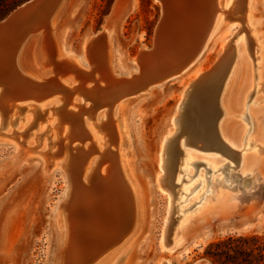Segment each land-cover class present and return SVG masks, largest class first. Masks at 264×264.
Returning a JSON list of instances; mask_svg holds the SVG:
<instances>
[{
	"label": "rangeland",
	"instance_id": "obj_1",
	"mask_svg": "<svg viewBox=\"0 0 264 264\" xmlns=\"http://www.w3.org/2000/svg\"><path fill=\"white\" fill-rule=\"evenodd\" d=\"M27 1L29 0H0V21ZM175 2L180 3L179 0H72L69 9H66L65 15L59 18L53 31L48 26H45L41 33L40 29H35L34 31L36 32L33 31L27 39H20L17 44L22 45L20 43L25 40L22 47L28 44L33 48L27 60L23 58L25 62L23 66L26 68L24 70L33 74L44 68L41 57V48L44 45L47 52L50 53L53 46L52 42L55 41L59 51L63 49V51L69 53L68 58L72 62L75 61L73 58L84 56L87 50L89 69H87V73L81 72L79 79L83 80V82L89 80V86L92 91H95L98 84L95 82L102 83L109 76L118 79L131 76L132 73L141 74L108 96L109 101L112 102L128 99L123 103L122 108L115 111L114 117L121 123L122 120L126 121L127 124L126 133L123 134L127 145L126 147L122 146V148L125 147L122 164L134 186L137 200L134 215V222H137L134 223L132 220L130 225L134 223L133 228L135 229L136 226H139V230L133 240L121 252H117L106 262L103 261V264H159L165 260L169 264H212L204 256L205 249L209 244L232 236L264 234V154H261L258 158L251 154L250 163L248 164L249 170L260 174L261 179L258 177L253 187L246 190L239 185H229L224 180L220 167L214 168L208 163V160H211L212 157H217L219 164L227 163L228 160L226 158H222L215 151L190 145L188 135L181 139V135L186 128L185 118L188 116L190 109L195 107L192 104V98L195 91L202 90V82L200 81L205 79L207 75H212L213 72L217 71L218 69L216 68L219 67V61L224 58L222 61H226L224 63L233 60L236 62L232 68V78L229 85L230 105L234 108V111H232L233 117L226 121L225 128L226 130L228 129L229 135L235 140L239 136L241 138L244 137V140L242 139L241 141L242 152L253 150L252 144L249 143L252 122L250 121L248 109L253 104L257 86L251 87L250 85L251 60L245 43L246 39H244L245 41L238 39L241 37V33L238 37L236 36V32H239L240 27L234 28L230 32L226 25L227 22L220 24L217 28L215 27V30L208 37L202 56L195 63L196 65H191L185 69L178 78H174L175 75L167 80L165 79L163 86L154 88L148 94L151 88L163 83L160 81L155 85V82H153L155 77L162 76L181 62L179 58L183 57V55L180 50L188 48V50L185 49L187 51L184 54L185 56L189 51L188 46L200 44L201 41L197 43V38L194 39L195 37H199V35L201 38L206 36L205 28L203 29L201 26L205 20L207 21L206 15L208 16V13L205 10V6L201 5L199 0H182L180 5L182 3L185 4V6L182 5V11V6H177L178 4H175ZM51 5L52 3L49 4V7ZM254 5L257 32L264 47V0H254ZM45 6H47V3ZM45 6H42L40 10L45 9ZM165 8L170 10V12L167 9L166 11ZM198 18L199 20H197ZM48 20L49 18L47 17L46 24H49ZM169 22H171V26ZM164 25H167L165 26L167 29ZM8 27L5 29V33L3 31V35L0 34L1 41H4L3 37L13 35V31L18 28V25L13 24L10 29ZM99 36L100 38H98ZM159 38L162 39L159 40ZM193 39L194 41H192ZM225 41L227 44L224 43ZM190 42L194 43L189 45ZM96 44H101V46ZM103 44L105 50H102L104 49L102 48ZM224 44L227 45L226 48H223ZM26 46L25 48L29 47ZM153 46L154 49L151 50ZM16 47L14 48V53L17 50ZM224 50H227V53ZM178 51H180L181 55H177L179 54ZM139 53L141 58L138 62ZM174 54L178 57H175ZM10 55L12 56V54ZM226 55L229 57L227 58ZM226 58L230 59V61ZM58 63L55 64V67L61 68V64ZM6 64L7 59L0 64V74L4 78L10 72ZM44 66L46 67V69L44 68L45 72L49 73L50 71L51 74L46 77L47 80L43 85H47L48 82H57V79L60 78V73L57 71L58 76L55 73L54 77H51L52 65L44 64ZM222 67L223 65L219 69ZM202 70L205 71L202 72ZM94 76L96 77L94 78ZM195 78H199V81L197 79L196 81ZM197 82L198 84L201 83V88L199 87L200 85H196ZM262 82L264 86V80ZM54 84L56 85L57 83ZM11 85L12 87L14 85L18 86L17 83H12ZM44 88L47 87L44 86ZM121 90L125 91L122 92ZM137 90H141V92L137 93L138 96L130 95L131 92ZM9 92L14 94V90L7 88L6 95L9 98L8 100L13 96ZM42 92L44 91H39L38 94ZM20 94L23 95L22 91ZM44 94L40 95L45 96ZM124 94H128L126 96L130 95L131 97L120 98ZM81 99L84 100V103L94 104V101L85 97H81ZM62 102L61 106L52 108L54 110L56 107L59 110L65 108V101ZM16 104L13 103L11 105L15 106ZM179 105H181L182 111H178ZM75 107L73 106L74 110L76 108V110L79 109V107ZM20 109H22V106L19 107ZM235 109L240 112L244 111L243 117H239V114L235 113ZM41 112L40 109L31 111V113L35 114V118ZM21 114L22 111H18L15 115L16 117L11 116L13 120L18 119L16 126H6L5 124L0 126V264H57L61 236L64 231L59 226L57 211L62 204L67 184L63 171L53 166L43 165L42 162L45 163L47 161L45 155L57 150V146H54V144L57 141L58 130L55 131L54 128L52 130L50 126L41 131L34 130L31 132V134L35 133L34 141L31 142L30 138L25 137L29 131L28 125L25 126V123L19 124L23 122ZM258 117V121L263 122L262 128H264V114H259ZM58 118L60 119L59 115ZM98 118L100 122L102 117L99 116ZM104 120L107 122L108 118ZM175 126L177 130H175ZM122 131L124 130L122 129ZM98 134L101 137V145L100 143L99 145L102 146L105 141L103 138L105 133L98 132ZM168 134L171 135L172 142L177 143L180 140L183 142L181 146L183 153L185 151H194V158L187 162L182 157L174 167L170 162L168 166L164 165L162 174L164 177L170 178V189L164 190V192H161V196L158 197L157 174L160 171L158 160L161 159L162 155V142H164ZM44 142L46 147L43 146ZM166 157V161H169V154ZM49 160L50 163L54 162L51 158ZM104 164L107 163L102 160L99 163V167ZM230 166L233 168L232 176L242 177L244 175L243 169L235 168L233 162H230ZM222 184L230 193V198H225L226 200L216 204L209 214H193L184 243L172 251L164 250L160 244V227L165 213L166 199L172 211V218H177V216H182L186 213H195L196 209L204 203L206 198L212 196L214 189L219 188ZM187 185H191L188 192L184 190ZM92 186H90L91 188L89 187L92 191H90L91 197L97 192L99 193L100 190L104 191V188L94 191ZM198 190H201L199 196L189 202V199L192 196L194 197ZM74 195L80 197L79 200L74 198ZM84 195L85 193H83L79 182L74 183L71 197L67 202L69 207L65 214H68L71 218L74 217L71 220L74 223H72L73 226L71 225L73 233H70L72 237L70 238L71 240L73 239V242L81 245L84 263L96 264L95 262H99L102 257L104 258L110 254L119 245L107 250L106 253L101 254L95 261L91 262L90 256L94 254H92L93 247L89 248V246L93 234L88 232L89 230L85 231L84 227H87L86 224L91 223L90 221H94L100 211L103 212L105 210L104 213L108 211L101 201H96L99 200L98 198L92 202L88 198L87 200ZM106 195L111 200V204L108 203V208L115 209L117 207L115 203L117 199L111 195V191H107ZM118 201L124 211L130 210L127 203ZM88 202H91L93 207L85 206ZM78 206L81 208L80 210H78ZM86 216L87 218L85 219ZM118 219L120 226L124 227L123 219L120 217ZM130 225L128 224V227ZM93 229L97 232L96 227Z\"/></svg>",
	"mask_w": 264,
	"mask_h": 264
},
{
	"label": "bare ground",
	"instance_id": "obj_2",
	"mask_svg": "<svg viewBox=\"0 0 264 264\" xmlns=\"http://www.w3.org/2000/svg\"><path fill=\"white\" fill-rule=\"evenodd\" d=\"M71 1L72 0H46L44 3H39L37 5H34L36 2H34L33 0L28 2L27 4L22 5L18 9L21 12L16 14L13 12L11 14L10 19L5 25L1 24L0 34H2L3 31L5 33V29L10 25L11 26L13 24L18 25V28L15 29V31H13L14 32L13 35H7L3 37L4 41H1L0 39V64L3 60L7 59L6 66L10 71L9 74H7L8 76L6 78L2 77L0 74V126L1 125L4 126V124L6 126L9 125L16 126L18 124L17 123L18 119L13 120L11 119V116H15L18 113V111H22L21 115L23 117V122H20L19 124L22 125L23 123H25V126L28 125L29 131L26 133L25 137L30 138L31 142L34 141L35 133L31 134V132L34 130L41 131L48 126H50L52 130L53 128L55 131L58 130V136L56 135L57 141L54 144V146L55 145L57 146V150L55 152H52L51 154L45 155V157H47V161L45 163L42 162L43 165H48L49 167L53 166L56 169L63 171L64 178L67 184L65 189V194L61 202L62 204L60 205L57 211L59 226L61 227L62 230H64L63 235L61 236L57 264H89V263H84V260L82 258L83 252L82 249L80 248L81 245H78L77 243L73 242L72 241L73 239L71 240L72 237L70 236V233H73L72 232L73 230L71 228L73 226L72 223H74L71 220H73L74 217L71 218V216L65 214V212L69 207L67 205V202L71 197L73 185L76 182H79L81 188L83 189V193H85L84 197L86 199L88 198L93 202L95 199L98 198L99 200L96 201L97 202L101 201L103 206H106L108 211L106 213H104L105 210L103 212L100 211V213H98V215L95 217L94 221L92 220L90 221L91 223H87L86 224L87 227L83 226L85 231L89 230L88 232H91L93 234L89 246V248L93 247L92 254H94L93 256H90L91 262L95 261L101 254L106 253L107 250L119 245L118 247H116L117 249H115L111 253L109 252L110 254L107 253L108 254L107 256H105L104 258L102 257L103 259L101 258L99 262H95L96 264H103L104 262L112 258L113 255H115L117 252L119 251L121 252L127 246V244L133 240L134 236L138 233L139 230V226H136V228L138 227V229L133 228L134 223L137 222V221L134 222L135 219L134 215L136 212L135 207L137 205L134 186L122 164L124 158L123 154L125 152L123 150L127 145V141L123 136V134L126 133L127 124L126 121L122 120L121 123L118 119L114 117L115 111H117V109L122 108L123 103L128 99L127 100L121 99L122 101L119 102H115L116 101L115 100L114 102H112L109 101L108 96L116 89L124 87L125 84L130 83L134 78L138 77L141 74L132 73L131 76L122 77L118 79L109 76V78H106L104 82L102 81L104 85L101 82H95L98 84L96 85L95 91H92L91 87L89 86V82H88L89 80L83 82V80L79 79L80 73L81 72L87 73L86 71L87 69H89V66L87 64L88 62L87 50L84 56L80 58L79 57L73 58L75 61L72 62L71 59L68 58L69 53L63 51V49L62 51H59V49L56 47V42L53 40H51L53 41L52 42L53 46L50 53L47 52V50L44 47L45 45L43 44L44 46L41 48L42 49L41 57H42L43 67L45 69L46 67L44 66V64L52 65L53 71L51 77H54L55 73H56L55 75H57V71L60 73V78L57 79V82L55 81L51 83L48 82L47 85H43L44 82H46L47 80L46 77H48V75L51 74L49 70H48L49 73H46L44 68L40 70L38 73H34V74L24 70L26 68L23 66L25 63L23 61V58L27 60L28 55L33 48L28 44H27V46H29L28 48H25L26 45L22 47L25 40H23L24 42L20 43L22 45H17L20 42V39H27V37L31 35L35 29H40V33H41L42 32L41 30L44 29L45 26H48V28H51L50 30L53 31V29H55L57 25L59 18L65 15L66 9H69ZM181 1L182 0H179L180 3ZM46 3L47 6H45ZM50 3H52L51 5L52 7L51 6L49 7ZM176 3L177 2H175V4ZM180 3L179 4L177 3L178 4L177 6H179ZM199 3L205 6V10L208 13V16L206 15L207 21L205 20L204 24L201 25L203 29L205 28L204 32L206 36L201 38L199 35V37L197 36L194 38V39L197 38L196 39L197 43L201 41L199 45L197 43H196L197 45L195 44L192 45L194 42L193 43L191 42L194 41V39L189 44L192 46L186 45L189 47L188 53L185 56L182 54L183 57L179 58L181 62H179V64L175 65L174 67H172L170 71L168 70V72L165 74L162 73L163 75L159 76L158 78L155 77V80L153 81L155 82V85L156 83L158 84V82L160 81H162L163 83L151 88L148 91V94L154 88L158 86H163V84L165 83L164 82L165 79L167 80L168 78L175 75L176 76L174 78L176 77L178 78L183 74L185 69H187L191 65H196L195 63L202 56V52L207 42V39L215 30L214 29L215 27L217 28L220 24L225 22H227L226 25L228 26L229 32L234 28L240 27L239 32H236V36L238 37V35L241 33L242 35L238 39L242 41L246 39V41L245 40L244 41L247 45L248 55L251 60L250 85L251 87L257 86V93L253 98V104L251 108L248 109L250 113V121L252 122V132L250 133L249 136V141H250L249 143L252 144L253 150L250 152L249 151L242 152L241 141L244 137L241 138L239 136V138L235 140L231 135H229L228 129L226 130L225 128L226 121L233 117L232 111H234V108H232L230 105L229 85L231 83V78H232L231 77L232 68L234 66V63L236 62L235 60H233L231 62L224 63L226 62V61L222 62L224 58L222 59V61H219L218 64L219 67L223 65L222 68L220 69L219 67L216 68L218 70L215 72L212 71L213 72L212 75H210L209 72L207 73L206 71V73L209 74L210 76L205 75L206 78L200 81L202 82V88H201V83L200 84H198V82L196 83V85L197 84L200 85L199 87L202 90L200 91V89L198 88L199 90L195 91L194 97L192 98V104L195 107L193 106L194 109L191 108L192 110L189 107L190 111L188 112V116L185 118L186 128L184 130L185 132L183 131L181 135V139H184V137L188 135L189 140L187 138L186 139L189 141L190 145H194L201 149L203 148L205 150L215 151L218 154H220L222 158H226L228 160L227 163L219 164L220 162L217 157H212L211 160H208V163L214 168L220 167L222 174L224 176V180L229 185H233V186L239 185L240 187H243V189L249 190L253 187L258 177L261 179L260 174H257L255 171L249 170L248 164L250 163V156L251 154H253L254 157L258 158V156L264 154V128H262L263 122L258 121L259 120L258 115L264 114V86L262 82L264 80L263 79L264 78V63H263L264 47L260 42V36L257 32L254 0H199ZM27 5H34V6L30 8V10L24 9L22 11V9ZM182 5L185 6L184 3H182L180 6ZM197 5L199 7L198 3ZM42 6H45V9L40 10ZM183 6H182V11H183ZM166 9L167 8H165V10ZM168 11L170 12V10ZM197 14L199 15V13ZM235 15L238 17H236ZM31 16H33L32 19ZM47 17L49 18L48 20L49 24H46ZM197 20H199V18ZM232 22H234L235 24ZM170 23L171 22H169V24ZM198 23L201 24L200 21H198ZM165 26L167 25H164V27ZM10 27L8 28L10 29ZM49 35H51V33H49ZM98 38H100V36ZM160 39L162 38H159V40ZM224 43L227 44L226 41ZM96 45L101 46V44H96ZM87 46L89 45L87 44ZM15 47L17 48V50L14 53ZM226 47L227 45H225L223 48ZM102 48H104V44ZM184 49L188 50L187 47ZM99 50L101 52V49ZM102 50H105V48ZM178 53L179 54L177 55H181L180 51H178ZM10 54H12V56ZM105 55L107 54L105 53ZM177 55L174 54L175 57H178ZM102 56L104 55L102 54ZM228 57L229 56H227V58ZM8 58L9 60H11L10 62ZM228 61H230V59ZM58 62L61 64V68L55 67V64ZM220 62L221 64L222 63L223 64L221 65ZM203 71L205 70H202V72ZM200 74L202 73L200 72ZM95 77L96 76H94V78ZM196 79L198 80L199 78H195V80ZM12 83H17L18 86L14 85V87L17 86L14 89V87H12L11 85ZM54 83L57 84L55 85ZM44 86H46L47 88H44ZM7 88L14 90V94L13 92L12 93L9 92L10 95L13 94V96L11 95L12 98H10V100H8L9 98H7L6 95ZM21 91L25 96L20 94ZM39 91H44L42 93L43 94L45 93L44 94L45 96L40 95L42 93L38 94ZM139 91L141 92V90ZM139 91L137 90L131 92L130 95L131 96L137 95ZM115 94L114 96L116 97ZM128 94H124L120 98L123 97L127 98L130 96V95L126 96ZM81 97H85L88 100L94 101V104L91 103L90 105L88 103H84V100H82ZM88 100L87 102H89ZM62 101H65L66 107L61 110L56 109L57 107L62 105L61 104L63 103ZM13 103L14 104L17 103V104L13 106L11 105ZM21 106L22 109L19 110V107ZM55 106L57 107L54 110V108L52 107ZM73 106L79 107V109L76 110L77 108L75 107L76 109L74 110ZM70 108H72L73 110ZM36 109H40V111L42 112L41 114L38 115V117L35 118V114L31 113V111H36ZM178 111H182L181 105H179ZM235 111L236 114H239V117H243L242 115L244 111L240 112L238 111V109L237 110L235 109ZM58 115L60 116V119L58 118ZM99 116L102 117L100 122L98 118ZM106 118H108L107 122L104 120ZM122 129L124 131H122ZM175 130H177L176 126H175ZM98 132L105 133L103 135L105 141L102 146H100L101 137L98 134ZM53 135L55 134L53 133ZM182 143L183 142L181 140L180 142L177 143L172 142V138L170 134H168L164 142H162L161 145L162 155H161V159L158 160V165L160 167V171L157 174L158 197L161 196V192L170 189V178H166L162 174V168L164 167V165L168 166L170 162V164L174 167L175 164L178 163L180 161V158L182 157H184L187 162H190L194 158V153H193L194 151L192 152L185 151V153H183V151L181 150ZM43 146L46 147L45 142L43 143ZM122 146L125 147L122 148ZM167 154H169V158H170L169 161H166ZM50 158L54 161L53 163L49 162ZM102 160L106 161L107 164H104L103 166L99 167V163ZM230 162L234 163L235 168L243 169L244 175L242 177L232 176L233 168L230 166ZM90 186H92V190L94 191H97L99 188H104V191L102 192L99 189L100 190L99 193L97 192L93 197H91L92 191L90 189L91 188ZM190 188L191 185H187L185 186L184 190L188 192ZM107 191H111V195H113V197L117 199V202H115L117 207L113 206L116 207L115 209L113 208V210L112 208L111 209L108 208V203L111 204V200L109 199L110 197L106 195ZM200 193L201 190H198L196 195L194 194L195 196L194 197L192 196V198L189 199V202L196 199ZM76 196L77 195H74V198L76 199L78 198L79 200L80 197H76ZM225 198L227 199L230 198V193H228L226 187L224 186V184H222V186H220L219 188L214 189L212 196L207 197L204 203L196 209L195 213L193 212L186 213L183 214L182 216H177V218H172L171 216L172 211L170 210V206L168 205V201L166 199L165 213L160 227V244L162 248L164 250L167 249L168 251H172L176 249L178 246H181L186 240L187 231L189 229L188 226L191 222L193 214H197V213L209 214L211 210L214 209V206L216 204H219L222 200H226ZM118 200L127 203L130 210L124 211L121 203H119ZM85 206L93 207L91 202H88ZM80 209L81 208H79L78 210ZM119 217L123 219V222L125 224L124 227L120 226L118 219ZM86 218L87 216L85 217V219ZM132 220L134 223L130 225ZM128 224L130 225L129 227ZM95 227L97 228V232H95L96 230L94 231L93 229ZM127 235L128 237H126ZM159 264H169V262L165 260V261H161Z\"/></svg>",
	"mask_w": 264,
	"mask_h": 264
},
{
	"label": "trees",
	"instance_id": "obj_3",
	"mask_svg": "<svg viewBox=\"0 0 264 264\" xmlns=\"http://www.w3.org/2000/svg\"><path fill=\"white\" fill-rule=\"evenodd\" d=\"M204 256L212 264H264V234L232 236L213 242Z\"/></svg>",
	"mask_w": 264,
	"mask_h": 264
},
{
	"label": "water",
	"instance_id": "obj_4",
	"mask_svg": "<svg viewBox=\"0 0 264 264\" xmlns=\"http://www.w3.org/2000/svg\"><path fill=\"white\" fill-rule=\"evenodd\" d=\"M30 1H33V0H29V1H27L25 4H27L28 2H30ZM46 1V0H45ZM44 0H34V2H36L34 5H37V4H39V3H44L45 2ZM34 5H27L26 7H24L23 9H22V11L24 10V9H29L30 10V8H32ZM22 6V5H21ZM19 8V7H18ZM18 8L17 9H15L13 12L16 14V13H19V12H21L20 10H18ZM12 12V13H13ZM11 13V14H12ZM11 14H9L6 18H4L3 20H1L0 21V26H1V24L2 25H5L7 22H8V20L10 19V17H11ZM162 19V18H161ZM161 21V20H160ZM154 49V46H153V48L151 49V50H153ZM181 51V54H185V52H186V50L185 49H182V50H180ZM141 53V52H140ZM140 53H139V55H138V62L140 61Z\"/></svg>",
	"mask_w": 264,
	"mask_h": 264
}]
</instances>
